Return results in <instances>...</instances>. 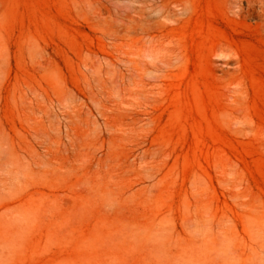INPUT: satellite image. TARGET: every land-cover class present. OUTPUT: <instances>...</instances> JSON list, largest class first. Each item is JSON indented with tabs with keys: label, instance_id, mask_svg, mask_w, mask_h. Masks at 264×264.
I'll use <instances>...</instances> for the list:
<instances>
[{
	"label": "rangeland",
	"instance_id": "1",
	"mask_svg": "<svg viewBox=\"0 0 264 264\" xmlns=\"http://www.w3.org/2000/svg\"><path fill=\"white\" fill-rule=\"evenodd\" d=\"M0 264H264V0H0Z\"/></svg>",
	"mask_w": 264,
	"mask_h": 264
}]
</instances>
